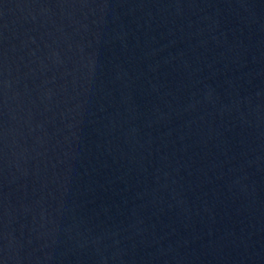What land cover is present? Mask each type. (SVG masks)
<instances>
[{"label": "water", "instance_id": "obj_1", "mask_svg": "<svg viewBox=\"0 0 264 264\" xmlns=\"http://www.w3.org/2000/svg\"><path fill=\"white\" fill-rule=\"evenodd\" d=\"M0 264H264V0H0Z\"/></svg>", "mask_w": 264, "mask_h": 264}]
</instances>
